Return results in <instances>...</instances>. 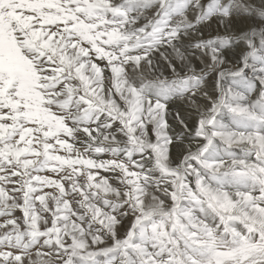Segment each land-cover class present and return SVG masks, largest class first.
Returning <instances> with one entry per match:
<instances>
[{
  "label": "snow or ice",
  "instance_id": "obj_1",
  "mask_svg": "<svg viewBox=\"0 0 264 264\" xmlns=\"http://www.w3.org/2000/svg\"><path fill=\"white\" fill-rule=\"evenodd\" d=\"M0 264H264V0H0Z\"/></svg>",
  "mask_w": 264,
  "mask_h": 264
},
{
  "label": "rangeland",
  "instance_id": "obj_2",
  "mask_svg": "<svg viewBox=\"0 0 264 264\" xmlns=\"http://www.w3.org/2000/svg\"><path fill=\"white\" fill-rule=\"evenodd\" d=\"M250 24H259V21L257 20V18H256V16L254 14H250L249 17H248V19L246 21H244V22H238L235 25V27L237 29L238 28H244V27H247ZM221 34H222V30H221ZM207 35H215V32L206 33V36ZM232 49H240V50H242V45H239V46L237 45L236 47H234ZM225 52H224V58L227 61V66L230 67V68H236V67H238L239 66L240 56H233L230 53H228V50H225ZM165 74L167 75L168 73L165 72ZM245 74L249 78H251L253 76V73L251 72V70H248ZM230 83H231V80L230 79H228V80L225 81V84H230ZM215 89H216V75L215 74H210L208 76V79H207L206 83L204 84V90L207 91L210 95H213L214 96L215 95ZM200 103H201V106L202 107H205L203 101H201ZM169 110H170V112L179 111L180 114H183L184 112H188V110L185 108V106L182 105V104H180L179 102H170V104H169ZM194 115H195L194 117L190 118V119H192L191 122H192L193 127L195 126V122H196V114H194ZM175 154L176 153L174 152V155ZM104 158L107 159L108 157H104ZM103 175H108V174L104 173ZM46 191H48V190H46ZM126 226H127V224H125V227ZM121 231H123V229Z\"/></svg>",
  "mask_w": 264,
  "mask_h": 264
},
{
  "label": "bare ground",
  "instance_id": "obj_3",
  "mask_svg": "<svg viewBox=\"0 0 264 264\" xmlns=\"http://www.w3.org/2000/svg\"><path fill=\"white\" fill-rule=\"evenodd\" d=\"M241 51L242 50H240V49H230V50H228V53H230L233 56H240L241 55ZM194 114L193 113L189 114V112H184L183 114H180L185 119V121L188 124L189 128H193V125H192V122H191L192 119H190V118L194 117L195 116ZM185 142L187 143L188 141L186 140Z\"/></svg>",
  "mask_w": 264,
  "mask_h": 264
}]
</instances>
